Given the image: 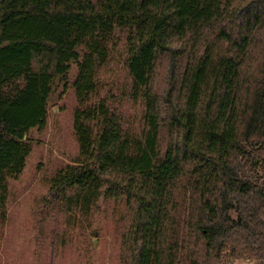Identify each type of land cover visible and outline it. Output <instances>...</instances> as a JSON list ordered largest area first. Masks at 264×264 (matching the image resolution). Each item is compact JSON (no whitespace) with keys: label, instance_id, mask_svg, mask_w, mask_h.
<instances>
[{"label":"trees","instance_id":"trees-1","mask_svg":"<svg viewBox=\"0 0 264 264\" xmlns=\"http://www.w3.org/2000/svg\"><path fill=\"white\" fill-rule=\"evenodd\" d=\"M122 36L140 134L94 100ZM73 62L79 155L52 199H124L125 264H264V0H0V219Z\"/></svg>","mask_w":264,"mask_h":264},{"label":"rangeland","instance_id":"rangeland-1","mask_svg":"<svg viewBox=\"0 0 264 264\" xmlns=\"http://www.w3.org/2000/svg\"><path fill=\"white\" fill-rule=\"evenodd\" d=\"M102 68L94 100L107 98L125 117L126 126L140 134L145 126V102L133 91L127 66L124 36ZM58 79L49 99L47 126L30 131L32 152L17 179H9L5 218L0 219V264H125V200L101 196L90 208L50 196L51 180L58 169L74 163L79 143L74 131L78 106L73 82ZM236 260L229 264H255Z\"/></svg>","mask_w":264,"mask_h":264}]
</instances>
